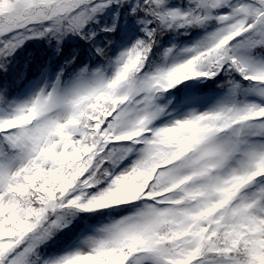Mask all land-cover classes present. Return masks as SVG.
<instances>
[{"label":"snow or ice","instance_id":"obj_1","mask_svg":"<svg viewBox=\"0 0 264 264\" xmlns=\"http://www.w3.org/2000/svg\"><path fill=\"white\" fill-rule=\"evenodd\" d=\"M0 264H264V0H0Z\"/></svg>","mask_w":264,"mask_h":264}]
</instances>
